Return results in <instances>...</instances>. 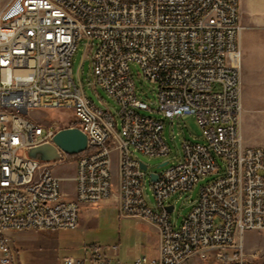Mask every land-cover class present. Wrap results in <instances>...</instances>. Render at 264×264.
I'll use <instances>...</instances> for the list:
<instances>
[{
	"label": "built area",
	"instance_id": "2783aa9c",
	"mask_svg": "<svg viewBox=\"0 0 264 264\" xmlns=\"http://www.w3.org/2000/svg\"><path fill=\"white\" fill-rule=\"evenodd\" d=\"M240 0H0V264L14 257L13 233L74 229L84 206L115 197L121 217L153 224L157 255L131 264H232L243 255L244 233L264 228V146L241 133ZM81 40L92 65L90 84L118 106H98L73 76ZM159 86V111L194 114L205 142L186 140L180 161L148 172L139 153H170L164 121L136 94L130 63ZM215 86H219L215 88ZM68 109L77 123L43 124L30 113ZM78 127L86 149L41 161L28 149L53 142L62 128ZM118 156L117 183L113 155ZM76 155L74 197L57 163ZM141 160L147 169L141 166ZM165 166V165H164ZM157 173V179H152ZM154 197L146 192L147 176ZM201 186L177 227L167 200ZM173 205L170 212L168 206ZM119 245L93 244L61 264H129Z\"/></svg>",
	"mask_w": 264,
	"mask_h": 264
},
{
	"label": "rangeland",
	"instance_id": "374dc122",
	"mask_svg": "<svg viewBox=\"0 0 264 264\" xmlns=\"http://www.w3.org/2000/svg\"><path fill=\"white\" fill-rule=\"evenodd\" d=\"M8 0H2V6ZM253 32L258 37V46L254 55L245 56L241 62V99L243 113L241 117V133L244 143L248 146H264V25H253ZM85 40H81L72 57L74 78H79L86 95L98 106L110 105L114 110L117 102L100 87L90 84L92 79V65L86 56ZM249 56V57H248ZM243 61V58L241 59ZM135 78L136 94L148 103L151 110L143 111L164 121V136L169 144L170 153L164 156H148L139 153L140 159L149 164L148 172H161L168 165L180 161L183 154V143L186 140L205 142L203 130L194 114L170 118L159 111L157 83L140 74L141 67L137 62L130 63ZM219 86H215L218 88ZM31 117L39 119L43 124L57 122L61 127L64 120L77 123L79 120L68 109H40L30 113ZM76 155L57 163L53 172L63 177L62 185L69 197H74L75 182L71 179L76 173ZM114 173L117 183L118 156L113 155ZM166 160L170 163L160 164ZM216 175L200 179L197 185L184 193H175L168 203L175 205L171 212V221L178 226L197 202L201 186L216 178ZM150 177L147 176L146 192L151 202H154L150 188ZM16 243V248H15ZM93 244L119 245L115 256L129 264L143 254L157 255L159 235L156 227L138 218L121 217L115 197L98 206H84L80 212V223L74 229L59 230H26L19 237L13 238L14 256L22 264H61L65 256L80 255L86 247ZM238 264H264V228L247 230L244 233L243 255Z\"/></svg>",
	"mask_w": 264,
	"mask_h": 264
},
{
	"label": "water",
	"instance_id": "95a60500",
	"mask_svg": "<svg viewBox=\"0 0 264 264\" xmlns=\"http://www.w3.org/2000/svg\"><path fill=\"white\" fill-rule=\"evenodd\" d=\"M88 144L87 135L78 127H67L60 129L53 137V142H46L28 149V155L34 159L41 161H57L62 159L59 148L67 153L75 154L86 149ZM59 147V148H58ZM168 160L162 162L160 166H164ZM143 169H147V164L141 160ZM158 174L152 173V179H157ZM173 205L168 206L171 212Z\"/></svg>",
	"mask_w": 264,
	"mask_h": 264
},
{
	"label": "crops",
	"instance_id": "0c3cea01",
	"mask_svg": "<svg viewBox=\"0 0 264 264\" xmlns=\"http://www.w3.org/2000/svg\"><path fill=\"white\" fill-rule=\"evenodd\" d=\"M239 10L240 21L242 24V30L239 36V44L243 58V61L241 60V62L243 63L247 54L252 58L256 57L253 54V51L255 47L258 46V37L256 33L250 29H252L253 25H264V0H240ZM22 232L24 231L22 230L13 233L14 238H18Z\"/></svg>",
	"mask_w": 264,
	"mask_h": 264
},
{
	"label": "trees",
	"instance_id": "16d2710c",
	"mask_svg": "<svg viewBox=\"0 0 264 264\" xmlns=\"http://www.w3.org/2000/svg\"><path fill=\"white\" fill-rule=\"evenodd\" d=\"M232 264H237V262H235V263H232Z\"/></svg>",
	"mask_w": 264,
	"mask_h": 264
}]
</instances>
